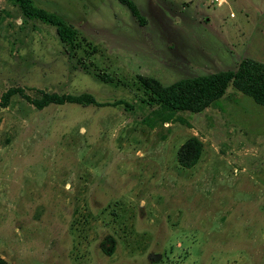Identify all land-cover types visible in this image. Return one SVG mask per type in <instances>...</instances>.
<instances>
[{
    "label": "rangeland",
    "instance_id": "obj_1",
    "mask_svg": "<svg viewBox=\"0 0 264 264\" xmlns=\"http://www.w3.org/2000/svg\"><path fill=\"white\" fill-rule=\"evenodd\" d=\"M132 1L142 23L120 0H31L77 30L71 47L0 0V257L264 264V106L229 85L204 111L163 120L139 78L168 85L244 57L264 62V22L251 21L260 12L247 0ZM12 88L90 93L97 104L39 109L5 98ZM190 138L200 145L183 165Z\"/></svg>",
    "mask_w": 264,
    "mask_h": 264
},
{
    "label": "trees",
    "instance_id": "obj_2",
    "mask_svg": "<svg viewBox=\"0 0 264 264\" xmlns=\"http://www.w3.org/2000/svg\"><path fill=\"white\" fill-rule=\"evenodd\" d=\"M15 1L19 4L25 16L37 18L55 26L59 39L71 47L74 46L78 32L60 16L33 5L31 0ZM120 2L128 7L131 14L140 23L144 21L143 16L132 0H120ZM139 78L145 88L148 102L158 106L157 112L160 116H163V120H168L179 111H189L192 113L204 111L206 107L213 105L224 95L229 85L237 91L250 96L256 103L264 106V62L250 57L242 58L236 69L220 70L207 75L183 78L168 85H162L157 79L148 76L141 75ZM101 79L103 81H110L111 77L102 75ZM16 92L25 95L21 88H12L4 93V97L8 98ZM25 97L39 109L51 103L97 104L90 93L60 95L55 92H42L41 98H29L26 95ZM117 103H122V101H118ZM199 145L200 143L196 138H190L186 141L178 152L180 163L190 165L191 156L195 154ZM0 264H5V261L1 257Z\"/></svg>",
    "mask_w": 264,
    "mask_h": 264
},
{
    "label": "crops",
    "instance_id": "obj_3",
    "mask_svg": "<svg viewBox=\"0 0 264 264\" xmlns=\"http://www.w3.org/2000/svg\"><path fill=\"white\" fill-rule=\"evenodd\" d=\"M227 2V0H224V2L223 3H221V4H224V3H226ZM210 3H212V2H210ZM221 4H217V5H221ZM246 6H247V8L250 10V11H259L260 12V15H259V17H257L256 19H254L253 18V20H251L252 22L253 21H255L254 22V24L256 25V26H258V24L260 23V22H264V0H247L246 1ZM231 13V12H230ZM232 13H234V12H232ZM235 14V13H234ZM251 15H252V13H251ZM231 17H233V16H231ZM235 17V16H234ZM250 19V18H249ZM250 21V20H249ZM258 31V29H256L255 30V32L253 33V37H252V40L258 35V34H256V32ZM259 31H260V33L261 32H264V30L263 31H261L260 29H259ZM252 40L250 41V43L252 42ZM256 56H254V57H250V58H255ZM255 60H257V59H255ZM259 61V60H258ZM262 62V61H261Z\"/></svg>",
    "mask_w": 264,
    "mask_h": 264
},
{
    "label": "built area",
    "instance_id": "obj_4",
    "mask_svg": "<svg viewBox=\"0 0 264 264\" xmlns=\"http://www.w3.org/2000/svg\"><path fill=\"white\" fill-rule=\"evenodd\" d=\"M212 3L221 4L224 2V0H209Z\"/></svg>",
    "mask_w": 264,
    "mask_h": 264
}]
</instances>
